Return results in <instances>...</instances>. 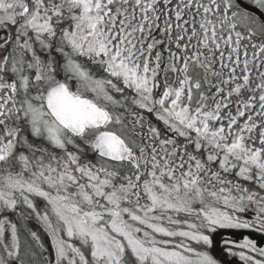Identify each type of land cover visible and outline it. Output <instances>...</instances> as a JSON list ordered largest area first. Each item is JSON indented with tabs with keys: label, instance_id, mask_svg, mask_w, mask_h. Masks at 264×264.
Masks as SVG:
<instances>
[{
	"label": "snow or ice",
	"instance_id": "1",
	"mask_svg": "<svg viewBox=\"0 0 264 264\" xmlns=\"http://www.w3.org/2000/svg\"><path fill=\"white\" fill-rule=\"evenodd\" d=\"M0 264H264V0H0Z\"/></svg>",
	"mask_w": 264,
	"mask_h": 264
}]
</instances>
